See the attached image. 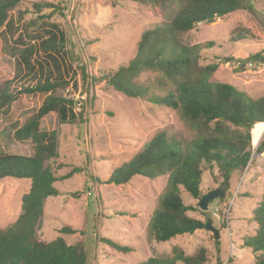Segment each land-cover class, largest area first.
Segmentation results:
<instances>
[{
    "label": "rangeland",
    "instance_id": "rangeland-1",
    "mask_svg": "<svg viewBox=\"0 0 264 264\" xmlns=\"http://www.w3.org/2000/svg\"><path fill=\"white\" fill-rule=\"evenodd\" d=\"M42 2L53 4L60 13L37 12L32 4ZM249 3L250 10L200 24L183 34L182 40L188 45L212 43L199 51L202 66L218 65L210 81L230 84L257 99L264 96V63L242 65L246 59L264 58V0ZM9 20L12 32L6 27L0 30V84L8 81L9 90L17 93L38 82L64 80L69 85L56 94L72 100L76 113L73 123L59 124L51 113L40 124L41 131L59 133V155L53 164L59 179L54 184L58 195L44 205L38 230L41 241L62 238L68 245L82 243L87 264H140L151 257H170L173 247L186 254L204 247L209 251V264H254L243 242L254 234L251 211L264 191V124L254 125L250 161L227 186L215 179L216 170L203 173L202 195L214 190L224 193L223 198L209 203L207 211H201L198 201L179 191L184 204L193 208L189 216L212 222L219 233L217 242L205 229L166 243L150 240V220L160 211L166 177L150 181L135 176L122 186L105 184L112 171L131 162L158 130L189 138L188 129L173 110L127 98L91 80L134 58L142 33L166 21L159 7L122 0H30L11 12ZM233 30L246 38L231 41ZM50 38L64 43L59 55L41 49V43ZM228 58L232 61H223ZM145 78L142 75L139 81ZM43 98L21 95L8 115L0 114V153L32 156L31 143L15 142L13 133L40 107ZM74 168L80 171L62 179ZM29 187L25 179L0 181L1 230L16 221L21 198ZM63 227L75 233H61ZM103 238L131 251L112 249L101 242Z\"/></svg>",
    "mask_w": 264,
    "mask_h": 264
},
{
    "label": "trees",
    "instance_id": "trees-1",
    "mask_svg": "<svg viewBox=\"0 0 264 264\" xmlns=\"http://www.w3.org/2000/svg\"><path fill=\"white\" fill-rule=\"evenodd\" d=\"M28 1L0 0V30L6 27L9 33L12 32L10 13ZM122 1L159 7L166 21L142 33L134 58L127 65L91 80L102 82L127 98L173 110L188 129L189 138L167 129L158 130L131 162L112 171L105 184L122 186L135 176L150 181L166 177L167 185L159 201L160 211L151 217L148 233L156 244L166 243L177 236L193 235L206 226L207 221L189 216L193 208L184 204L180 189L199 202L203 196L200 190L202 175L207 170H216L215 179H220L221 185L227 186L229 179L243 172L250 161L254 125L264 124V96L252 99L230 84L211 82L218 65L202 66L199 51L213 44L188 45L182 36L216 17L250 10L251 7L249 0ZM32 6L37 12L45 9L51 14L59 12L56 6L47 2L33 3ZM240 34L239 30H233L230 40L246 38ZM41 49L59 55L64 43L50 38L41 43ZM223 61L231 62L232 59ZM142 75L146 78L140 82ZM8 84V81L0 84V114L3 116L8 115L21 95L37 94L44 98L40 107L13 133L15 142L31 143L32 156L0 153V181L25 179L30 182L28 192L21 198L16 221L10 227L0 229V264H87V253L82 243L68 245L62 238L44 242L38 236L44 205L48 198L58 195L54 184L59 181L53 167L59 155V133L56 130L41 131L40 124L51 113L56 115L59 124L75 121L72 100L56 94L57 90L69 84L64 80L38 82L17 93L11 92ZM79 171V168H74L62 179H68ZM250 221L256 229L253 236L243 242V249L250 252L254 264H264V191L260 202L251 211ZM61 233L72 234L75 231L63 227ZM101 242L123 253L131 251L108 239L103 238ZM209 262V251L204 247L191 254L173 247L170 257H151L140 264Z\"/></svg>",
    "mask_w": 264,
    "mask_h": 264
},
{
    "label": "water",
    "instance_id": "water-1",
    "mask_svg": "<svg viewBox=\"0 0 264 264\" xmlns=\"http://www.w3.org/2000/svg\"><path fill=\"white\" fill-rule=\"evenodd\" d=\"M249 62H263L264 63V58H258V57H253L251 59H246L243 63L242 66H244L245 64L249 63ZM224 197V193L220 190H214L209 192L206 195H203L202 198L200 199V201L198 202V207L201 211L205 212L208 209V205L211 201H213L214 199H221ZM206 231H209L212 233V235L214 236L215 240H217L219 238V233L218 231L212 226V222L210 220H208L206 222V226L204 228Z\"/></svg>",
    "mask_w": 264,
    "mask_h": 264
},
{
    "label": "built area",
    "instance_id": "built-area-1",
    "mask_svg": "<svg viewBox=\"0 0 264 264\" xmlns=\"http://www.w3.org/2000/svg\"><path fill=\"white\" fill-rule=\"evenodd\" d=\"M216 216V215H215ZM217 219H219V217L216 216Z\"/></svg>",
    "mask_w": 264,
    "mask_h": 264
},
{
    "label": "crops",
    "instance_id": "crops-1",
    "mask_svg": "<svg viewBox=\"0 0 264 264\" xmlns=\"http://www.w3.org/2000/svg\"><path fill=\"white\" fill-rule=\"evenodd\" d=\"M254 129V128H253Z\"/></svg>",
    "mask_w": 264,
    "mask_h": 264
}]
</instances>
